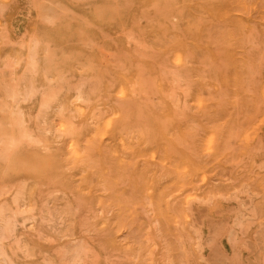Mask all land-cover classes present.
<instances>
[{
    "label": "rangeland",
    "instance_id": "obj_1",
    "mask_svg": "<svg viewBox=\"0 0 264 264\" xmlns=\"http://www.w3.org/2000/svg\"><path fill=\"white\" fill-rule=\"evenodd\" d=\"M0 264H264V0H0Z\"/></svg>",
    "mask_w": 264,
    "mask_h": 264
},
{
    "label": "bare ground",
    "instance_id": "obj_2",
    "mask_svg": "<svg viewBox=\"0 0 264 264\" xmlns=\"http://www.w3.org/2000/svg\"><path fill=\"white\" fill-rule=\"evenodd\" d=\"M73 151V150H72Z\"/></svg>",
    "mask_w": 264,
    "mask_h": 264
}]
</instances>
